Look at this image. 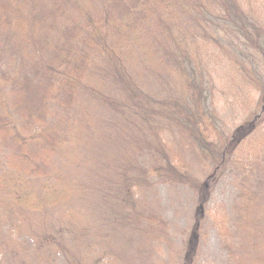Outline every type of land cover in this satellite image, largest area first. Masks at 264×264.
<instances>
[{
  "label": "rangeland",
  "instance_id": "rangeland-1",
  "mask_svg": "<svg viewBox=\"0 0 264 264\" xmlns=\"http://www.w3.org/2000/svg\"><path fill=\"white\" fill-rule=\"evenodd\" d=\"M13 1L20 2L15 8L29 22L4 30L14 14L0 4V67L9 75L16 68L24 73L22 67L31 78L45 73L43 64L69 48L60 46L59 27L74 21L87 25L89 14L100 18L99 0ZM238 1L263 24L264 0ZM194 2L196 10L176 6L170 21L155 22L143 35H123L117 47L123 54L108 58L106 52L105 66H96L107 71L95 83L101 94L84 92L65 106L54 100L60 92L53 95L47 123L30 116L32 96L3 90L0 114L9 115L20 133L18 144L0 142V264L24 263L19 243L31 258L37 242L47 238L63 244L70 256H49L48 250L47 260L37 264H185L189 243L197 245L190 264H262L264 124L257 98L263 87L254 84L257 64L242 54L245 40L222 29L220 7ZM109 24L113 32L120 25L117 17ZM103 28L101 41L117 43ZM162 30L171 38L158 37L155 31ZM53 36L60 42H46ZM161 42L168 50L174 42L178 52L161 56ZM107 61L115 64L108 67ZM51 65L58 67L57 61ZM178 65L194 77L180 73ZM64 84L59 77L58 86ZM146 95L153 98L148 105ZM184 96L193 99V108ZM249 124L257 130L252 142L246 138ZM190 125L212 138L214 156L193 144ZM42 131L47 136L41 137ZM59 141L63 149L56 147ZM226 147L228 158L224 153L219 159L215 149ZM7 173L9 182L2 176ZM21 176L30 179L27 187L20 185ZM28 188L42 204L13 199ZM244 189L250 199L245 202L239 198ZM51 192L57 195L47 197ZM252 223L256 228H244Z\"/></svg>",
  "mask_w": 264,
  "mask_h": 264
},
{
  "label": "trees",
  "instance_id": "trees-1",
  "mask_svg": "<svg viewBox=\"0 0 264 264\" xmlns=\"http://www.w3.org/2000/svg\"><path fill=\"white\" fill-rule=\"evenodd\" d=\"M27 1L29 2L32 0H27ZM164 1L165 0H99L101 6L99 9V15H100L99 20H96L92 15L89 14L87 16L88 17L87 25H83L78 21H74L70 25L62 24L59 27L58 31L60 32V34L58 35V37H61L62 40L64 41L62 44H60V46L61 47L68 46L69 48L68 49L64 48V50H60L58 56H56L55 54L51 60L49 59L43 64V68H46L47 70L45 73L38 74L36 75L35 78H31L29 77V74L25 73V67H22L24 73L22 71L20 72L19 68H16L13 71L12 75H9V69L5 65L0 67L1 101L4 93L3 90L5 88L6 90H10L15 94L18 95L22 94L23 97H28V95H30L32 96V99L34 100L35 103L32 109L33 114H30V116L36 117L37 119H42L45 123H47L49 119H48V115L45 114H47L52 107L51 106L52 102H49V100L50 97H52L53 95L60 92L59 93L60 95L55 96L54 100L57 101L58 103L60 101V105L65 106L66 102L69 104L73 103L74 98H76V100L77 99L80 100L81 96H84V92H88L91 95H94L95 97L97 94L99 93L101 94V92L97 89L95 83L99 81V74L105 71L106 72L105 77H106L107 71L105 70V67L99 70V68L96 66L100 67L101 65H103L102 62H106V60H104V56L106 52H108V58H111L112 56L111 54H113V57L114 54L115 56L119 55V57L120 55L123 54L121 53L120 49L117 48L123 44L122 43L123 35L127 37L130 36V34H133L135 36H138V34L143 35L144 32H148L149 30H151V28H153L154 26L153 24L155 22H158L159 24H166L165 22L170 21L172 16L175 15V13H173V9L176 8V6H190L192 10H196L195 8L197 6V4L194 2L195 0H178L177 4L174 3L175 2L174 0H167L169 1L167 3L166 1L165 2ZM16 2L20 4L19 1H13V0H6L3 4L0 3L7 9L11 10L14 14L13 16L8 17L5 20L6 23H4V25L2 26L4 30L16 29V27L20 23L25 24L27 21L29 22L28 17L22 15L21 9L15 8ZM242 3L244 2H239L238 0H198L199 6L203 4H206V6L210 8L214 6L215 7L219 6L221 11L224 13V17H222V19L220 20L222 29H227L226 34L229 36L233 34H239L238 36H240L242 39L245 40L246 46H244L243 49L241 48L242 54H245L246 56L252 59L254 64L255 63L257 64L256 70L253 71V73L256 76L254 84L255 86H258L259 83V85L263 87V91L261 95H259V97L257 98V101H260L258 102L259 104L258 116L261 115L263 117V124H264V17L262 24L261 21H259L258 19H254L249 13L244 11L245 9L243 8ZM244 5H248V4L244 3ZM35 6L37 5H34L33 7ZM82 10H84V8H82ZM114 17H117V21L120 23V25L117 28L118 30L116 31L118 33L113 32L110 29L112 26L109 24V21ZM41 24L42 23L35 21V26L41 27ZM53 24H55V22ZM43 28H48V27H43ZM52 28L53 25H49V29ZM101 28H103L110 35L113 32L112 40H115V38H117L118 42L116 43L112 41V42H108L107 44L103 43L101 41L103 40V38H101L98 35V31ZM169 30H172V28ZM169 30H162L161 32H157V31L155 32L158 34V37H162L163 39H167V38L169 39L171 38L168 33ZM165 33H167V37L164 36ZM58 37L53 36L50 39H47L46 42H48L49 44L52 43L53 45H54V41L59 43L60 41L57 39ZM234 39H235L234 41L237 42L235 35H234ZM173 46L174 47H171V49L168 50L164 47V45L161 42V54H162L161 56L163 55L172 56L176 54V52H178L179 50L178 49L179 47H177L174 42H173ZM145 47H147V45H145ZM180 48L182 47L180 46ZM53 49L57 51L58 46H56V48ZM239 52L240 51H237V53ZM162 60L164 59H161L160 62H162ZM53 61H57L58 67L56 69L51 70L52 67L51 64ZM165 61L166 64L170 62L169 60H165ZM107 63H108L107 65L108 67H111V64H115L110 61H107ZM178 66L180 67V69L178 70L180 73L182 72L183 75L185 76L194 77L193 72H191V74H188L185 70V67H183V65H178ZM261 70L263 74H260ZM59 77H61L65 83L64 85H62V87L58 86ZM262 79L263 82L261 81ZM192 84L197 85L195 82H193ZM201 91L203 90H200V92ZM200 92L195 91L194 96L196 94L200 96ZM201 93L203 94V92ZM146 99H147V105L150 104L151 101L153 100L151 95H146ZM1 101H0V106L2 105ZM183 101H186L189 108H193L194 106L193 99L184 96ZM107 103L109 104L110 101ZM161 105L163 106V104ZM67 112L68 113L65 114V118L71 115L72 110H68ZM205 114L207 115L206 111ZM193 115H195V113H191V117ZM258 116L256 118H258ZM144 118L152 119L153 116L149 114L146 115L144 113ZM11 121L13 120L9 118V115L5 114L4 112L0 114V140H1L0 142L3 145H5L6 143V146H8L9 142L15 144L19 143L17 137L20 131L17 132L18 129L13 125H11L10 123ZM59 124L60 123L55 124L54 126L58 127ZM190 127L192 129V134L190 135V138L193 141V144L203 152L214 156L215 152H211L210 147L213 148L214 147L213 144L215 146L217 145L210 140L212 138L204 137L203 133L197 130L193 125H190ZM255 128L256 126L253 127L252 124H249L247 126V129L250 132L246 136V138L250 136L249 142H252L253 135L257 131ZM263 130H264V125H263ZM71 132H72V128H68V135H70ZM45 136H47V133L45 131H42L41 137H45ZM70 137L75 139L74 134L73 136L71 135ZM239 141H240V136H238L237 138L235 137L232 141V145H237V142ZM55 144L57 145L56 147H60L61 149H63L62 146L63 143L61 141L56 142ZM55 148H51V149H55ZM215 150L221 152V154H219L220 156L219 159L224 156V153H226V155L223 158L225 159L228 158L227 157V151H229L228 147H226L224 150L221 149L219 150L215 149ZM28 151L29 150L26 151V159L29 158ZM226 162L227 161L225 160V163ZM218 168H220V165L217 166L216 171L218 170ZM2 176L6 182L12 180L10 173H7V176L6 174H3ZM26 182L30 183V179H25L24 177L21 176L20 185H23L22 183H24V185H26L27 187ZM20 191L25 192V196H23L22 194L20 195L19 193L16 192L15 198L13 197V199L21 200L23 205L25 202L28 205L31 204L32 206L35 204L36 205L42 204L39 199L33 198V194H35V191L33 189L28 188L27 190L24 191L20 190ZM240 193H241L239 195V198H241L240 200H242L243 202H245L246 200H250L249 198H247L248 196L246 194L245 189ZM50 194L51 195H47V197L53 198L54 195H57V194H53V192H51ZM44 202H47V199H44ZM26 209L27 208H23L24 211ZM7 210L8 209L6 208L4 210V213ZM263 224H264V220H263ZM257 225L258 227L260 226L258 222ZM253 226L256 228L255 223H252V225L244 228H250ZM18 241L20 240H16L15 242ZM250 241L256 244L260 242V241L257 242L254 239H250ZM19 246H20V250L25 256L24 263H22L21 261L22 264H37L39 262L46 261L47 258L45 257L46 256L45 254L48 250H49L48 251L49 256L51 255L55 256L56 254H60V257L62 256V254H66V256H70V253H68V250L63 244H59L54 240L48 238L41 239V241L37 242L36 246L38 252L36 254L35 251L34 257L31 258H27L28 250L23 248V244L19 243ZM196 246L197 245L195 243L188 244L187 253L185 256V261H186L185 264L188 263L190 264L194 259L197 252ZM263 252H264V243H263ZM66 260L71 261L72 259L67 258ZM104 261L105 259L99 262L102 263ZM262 264H264V257Z\"/></svg>",
  "mask_w": 264,
  "mask_h": 264
}]
</instances>
